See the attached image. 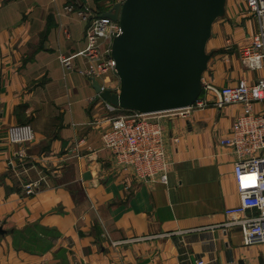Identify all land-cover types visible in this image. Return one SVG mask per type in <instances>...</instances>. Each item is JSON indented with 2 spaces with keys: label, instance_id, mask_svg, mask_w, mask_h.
I'll list each match as a JSON object with an SVG mask.
<instances>
[{
  "label": "crops",
  "instance_id": "obj_1",
  "mask_svg": "<svg viewBox=\"0 0 264 264\" xmlns=\"http://www.w3.org/2000/svg\"><path fill=\"white\" fill-rule=\"evenodd\" d=\"M106 4L0 0V224L11 230L0 236V264H195L200 257L205 264H264L261 243L245 245L239 227H216L228 219L226 209L240 204L235 156L219 140L243 104L197 111L169 126L166 185L125 177L104 148L106 104L77 54L89 25L78 12L97 15L113 7ZM235 4L227 0L225 15L240 21ZM227 25H213L203 79L225 87L264 77L240 53L257 21L250 17L248 32ZM61 56L71 58L72 68ZM115 75L98 80L117 90ZM254 108L264 113V101ZM21 123L32 125L36 139L16 158L21 146L8 143L7 130ZM79 138L86 140L80 153L68 151ZM29 182H38L31 194ZM132 238L141 239L114 245Z\"/></svg>",
  "mask_w": 264,
  "mask_h": 264
},
{
  "label": "built area",
  "instance_id": "obj_2",
  "mask_svg": "<svg viewBox=\"0 0 264 264\" xmlns=\"http://www.w3.org/2000/svg\"><path fill=\"white\" fill-rule=\"evenodd\" d=\"M246 9L257 21V30L241 46V59L249 69L261 70L264 69V0H246ZM65 11L72 13L74 8L69 5ZM78 15L89 22L85 36L87 45L77 54L85 62L83 72L97 80L108 73L117 74L112 43L121 33L119 23L88 10L80 11ZM61 60L65 67L72 68L71 58L61 56ZM101 85L105 88L104 84ZM262 101L264 77L252 83L241 79L225 87H217L203 79L202 92L194 103L167 111L142 113L130 110L122 113L119 112L122 108L105 102L108 124L102 133L103 146L111 152L117 169L125 177L134 178L139 183L166 185L173 165L166 145L169 126L172 127L178 119L188 120L197 111L211 107L221 110L229 105L243 104L230 133L219 140V145L235 156L232 175L240 204L226 209L228 219L216 227L225 230L239 227L245 245L259 242L264 247V113L254 108L255 103ZM91 124L99 125L100 121L95 119ZM7 134L9 144L21 146L14 152L16 158L25 157L26 146L36 139L35 130L28 123L9 126ZM173 140L177 142L178 138ZM85 142V138H79L70 142L67 149L80 153ZM37 184L26 183L27 194L33 193ZM254 210L256 213L251 212ZM140 239L122 240L114 245ZM194 261L195 264H205L202 257Z\"/></svg>",
  "mask_w": 264,
  "mask_h": 264
},
{
  "label": "water",
  "instance_id": "obj_3",
  "mask_svg": "<svg viewBox=\"0 0 264 264\" xmlns=\"http://www.w3.org/2000/svg\"><path fill=\"white\" fill-rule=\"evenodd\" d=\"M227 0H125L101 16L119 23L112 43L120 87L103 88L90 77L99 98L122 109L153 113L186 107L203 89L212 53L207 42ZM6 230L0 224V236Z\"/></svg>",
  "mask_w": 264,
  "mask_h": 264
},
{
  "label": "rangeland",
  "instance_id": "obj_4",
  "mask_svg": "<svg viewBox=\"0 0 264 264\" xmlns=\"http://www.w3.org/2000/svg\"><path fill=\"white\" fill-rule=\"evenodd\" d=\"M99 1H100L101 4L108 2L109 4H106V5H107V7L108 6L110 7V6H114L115 5L113 2L123 3L125 0H99ZM233 1H235V3H236L235 6L237 8V12L240 14V18H242V19L240 21L239 20L234 21V20L229 19L228 16L225 15L223 18H219L218 20L215 21V23H214L215 29L220 28V27H223L226 24H229V25H227L230 28L229 31L232 30V29L244 28L243 31L248 32L249 31V30H247L248 29V21L250 20V17L252 19H254V17H252L249 14L248 10L246 9V0H239V2H238V0H233ZM106 5H104V7ZM240 30H242V29H240ZM208 53H210V52H208ZM212 56H213V53H212ZM207 69H206V71H207ZM115 76H116L117 80L119 81V77L117 76V74ZM104 78H108V80H112V73H108V74L104 75L102 78H100V80L102 82H104L105 81ZM119 85H120V81H119ZM119 112L128 113V112H130V110H128V109H122ZM92 125H95V124H92ZM96 126H98V125H96Z\"/></svg>",
  "mask_w": 264,
  "mask_h": 264
},
{
  "label": "trees",
  "instance_id": "obj_5",
  "mask_svg": "<svg viewBox=\"0 0 264 264\" xmlns=\"http://www.w3.org/2000/svg\"><path fill=\"white\" fill-rule=\"evenodd\" d=\"M103 13H104V11L102 10V12H97V15H101Z\"/></svg>",
  "mask_w": 264,
  "mask_h": 264
}]
</instances>
